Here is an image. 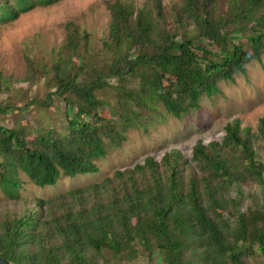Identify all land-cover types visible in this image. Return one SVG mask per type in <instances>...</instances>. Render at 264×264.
I'll use <instances>...</instances> for the list:
<instances>
[{"label":"trees","instance_id":"16d2710c","mask_svg":"<svg viewBox=\"0 0 264 264\" xmlns=\"http://www.w3.org/2000/svg\"><path fill=\"white\" fill-rule=\"evenodd\" d=\"M58 1L0 0V23ZM149 2L147 11L117 0L107 6L109 61L87 66L88 35L68 25L43 83L44 101L21 108L9 98L0 102V114L23 113L29 105L47 110L55 98L65 118L62 133L0 127V191L22 201L18 211L0 212V258L9 264H129L153 254L160 264H244L253 254L264 260V205L239 190L254 182L264 203V165L254 157L255 136L239 131L237 121L225 125L220 143L195 142L190 161L198 173L171 150L158 162L147 156L47 200L27 203L16 195L18 172L38 188L96 173L106 144L119 146L128 130L154 127L166 116L178 119L197 109L200 96L215 95L217 83L244 73L250 61L261 63L264 0H223L221 11L214 0ZM6 85L0 74V92ZM256 130L264 141V118Z\"/></svg>","mask_w":264,"mask_h":264},{"label":"rangeland","instance_id":"374dc122","mask_svg":"<svg viewBox=\"0 0 264 264\" xmlns=\"http://www.w3.org/2000/svg\"><path fill=\"white\" fill-rule=\"evenodd\" d=\"M114 1L116 0H60L51 5L35 6L28 12L19 14L13 21L0 23V74L6 79L8 87L0 92V102L4 103L9 98L10 103L21 108L33 99L44 101L48 89L43 83L46 78H51L53 62L58 59L55 50L64 44L68 25L76 26L79 34L88 35L84 54L87 66H97L109 61L112 58L111 52L103 46V41L107 34V6ZM117 1L130 2L144 11L150 9L149 0ZM214 1L216 10L221 11L223 0ZM161 2L167 6L176 0ZM205 43L202 42L203 45ZM27 60L32 64V69L39 72L35 77L32 76L33 70L27 67ZM72 62L75 63V59ZM41 71L49 72L43 77ZM166 85V81H162V86ZM216 85L218 92L215 95H202L198 98L197 109H189L178 119L166 116L162 124L154 127L128 130L119 146L106 144L105 155L95 163L98 169L96 173L72 178L60 177L54 185L38 188L18 172V199L25 202L36 198L47 200L70 190L99 183L102 179L111 177L114 171L141 164L147 156L158 162L164 153L171 150L180 152L190 167L198 173L190 161L195 142L200 141L203 145L209 142L220 143L225 135V125L233 121H237L239 131L247 128L248 133L255 136L252 145L254 157L264 165V141L256 130L258 119L264 118V56L261 57V63L250 61L245 65L244 73L234 74L231 81H221ZM19 126L38 134L48 128L64 132L62 103L54 98L52 106L47 110L29 105L23 113L12 110L0 114V127ZM32 136L30 134L28 137ZM262 176L264 179V170ZM239 190L243 196L250 193L255 204L264 205L262 193L254 182L242 183ZM21 202L8 201L0 191V212L18 211L22 206ZM247 203V199L242 201L244 209ZM226 219L230 227L236 226L234 220ZM243 262L264 264V260L255 254L247 256ZM129 264H160V259L156 254L150 259L137 256Z\"/></svg>","mask_w":264,"mask_h":264},{"label":"water","instance_id":"95a60500","mask_svg":"<svg viewBox=\"0 0 264 264\" xmlns=\"http://www.w3.org/2000/svg\"><path fill=\"white\" fill-rule=\"evenodd\" d=\"M0 264H9V263L0 258Z\"/></svg>","mask_w":264,"mask_h":264}]
</instances>
